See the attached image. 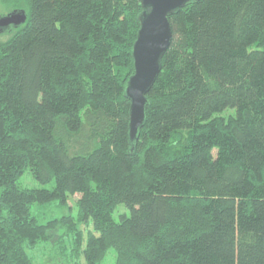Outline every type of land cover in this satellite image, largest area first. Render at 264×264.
Listing matches in <instances>:
<instances>
[{"label": "trees", "instance_id": "obj_1", "mask_svg": "<svg viewBox=\"0 0 264 264\" xmlns=\"http://www.w3.org/2000/svg\"><path fill=\"white\" fill-rule=\"evenodd\" d=\"M0 2L27 13L0 41V264H264V0L171 12L134 141L142 0Z\"/></svg>", "mask_w": 264, "mask_h": 264}, {"label": "water", "instance_id": "obj_2", "mask_svg": "<svg viewBox=\"0 0 264 264\" xmlns=\"http://www.w3.org/2000/svg\"><path fill=\"white\" fill-rule=\"evenodd\" d=\"M194 0H142L141 27L135 41L134 74L125 87L126 97L131 101L129 136L131 141L138 138V132L146 118V95L151 90L161 71V59L171 45L172 30L168 16ZM27 20V13L20 9L0 17V31L12 26L20 27Z\"/></svg>", "mask_w": 264, "mask_h": 264}, {"label": "rangeland", "instance_id": "obj_3", "mask_svg": "<svg viewBox=\"0 0 264 264\" xmlns=\"http://www.w3.org/2000/svg\"><path fill=\"white\" fill-rule=\"evenodd\" d=\"M8 14H9L8 10H6L3 7L2 2H0V17L8 15ZM16 30H17V27L12 26L5 31H0V41L7 40L8 38H10V35H12L14 33V31H16ZM222 114H224L226 116H229L231 114H235V109H233V110L226 109ZM19 181H20V185L22 187H25V188H39L40 189V188L46 187L48 189H51V187H53L52 186L53 183H50V184H41L40 182L38 183L29 170H27V172H25L23 174V176L21 177V179ZM77 199H78V196L75 195V197H71L69 200V204L73 208V210L68 209V208L61 209V208H58L56 206H54V207L52 206L51 208L44 209L43 216H47L49 218H55V217L63 216L64 214L71 213V212L73 214H76V212L78 210L77 205H76ZM123 213L129 214V210L126 208V206L120 205L115 210V212L113 214V218H115L116 221H120L121 220L120 216ZM35 254H36V256H38L39 252L35 251ZM116 255H117V253L115 252V249L112 248L111 250H109L108 255L103 260V264H115ZM38 257H36V260H39ZM80 264H85L83 259H80Z\"/></svg>", "mask_w": 264, "mask_h": 264}]
</instances>
